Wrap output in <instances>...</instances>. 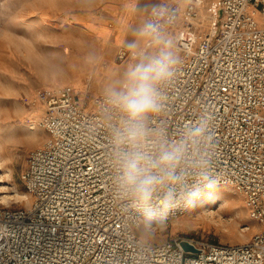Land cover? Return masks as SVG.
<instances>
[{
	"label": "built area",
	"instance_id": "built-area-1",
	"mask_svg": "<svg viewBox=\"0 0 264 264\" xmlns=\"http://www.w3.org/2000/svg\"><path fill=\"white\" fill-rule=\"evenodd\" d=\"M204 0H162V31L184 55L181 71L163 91V114L153 127L175 138L203 110L215 116L218 184L244 195L263 228L244 242L181 234L144 244L142 215L112 198L110 137L103 92L91 98L69 86L42 87V124L51 135L32 148L22 177L29 207L0 203V264H264V0H220L209 6L212 30L201 29ZM223 9L220 23L218 10ZM119 57L129 55L120 46ZM163 193L153 200L155 206ZM191 208L179 206L154 231ZM188 240L197 250L185 249Z\"/></svg>",
	"mask_w": 264,
	"mask_h": 264
},
{
	"label": "rangeland",
	"instance_id": "rangeland-1",
	"mask_svg": "<svg viewBox=\"0 0 264 264\" xmlns=\"http://www.w3.org/2000/svg\"><path fill=\"white\" fill-rule=\"evenodd\" d=\"M102 10V5L79 0H0V186L2 194L14 196L0 198L1 204H32L22 174L30 150L51 135L42 124L38 90L69 86L74 93L91 98L115 83L131 62L118 58L117 48H106L112 35L100 36L109 29L100 25L113 21L102 17ZM112 54L118 63L114 58L109 62ZM220 200L223 204L218 209L214 202ZM220 214L224 222L217 223L214 219ZM256 221L235 186L218 184L210 200L156 229L153 241L181 234L239 243L248 239L251 230L243 232L249 224L254 228ZM140 227H135L138 234Z\"/></svg>",
	"mask_w": 264,
	"mask_h": 264
},
{
	"label": "clouds",
	"instance_id": "clouds-1",
	"mask_svg": "<svg viewBox=\"0 0 264 264\" xmlns=\"http://www.w3.org/2000/svg\"><path fill=\"white\" fill-rule=\"evenodd\" d=\"M168 11L153 6L131 31L126 49L132 57L122 76L103 89L104 124L110 137L112 198L142 215L139 241L155 238L157 218L179 206L194 208L210 199L220 176L215 116L203 110L175 138L153 127L166 107L164 89L181 71L184 55L162 31ZM163 193L159 206L153 204Z\"/></svg>",
	"mask_w": 264,
	"mask_h": 264
},
{
	"label": "crops",
	"instance_id": "crops-1",
	"mask_svg": "<svg viewBox=\"0 0 264 264\" xmlns=\"http://www.w3.org/2000/svg\"><path fill=\"white\" fill-rule=\"evenodd\" d=\"M80 2L90 3L91 5H102L101 16L106 20H112L110 23H102L100 26H107V34L99 33L103 38H109L112 35L111 44L108 45L107 49L114 50L117 48L116 53L120 46H125L132 40L131 31L134 27L138 26L145 18V13L150 11L153 6H157L162 0H79ZM183 4L187 3L188 0H179ZM220 0H204L201 4L202 13V25L201 29L210 32L212 30V12L209 11V6L217 4ZM101 17V18H102ZM117 57L119 58L118 54ZM115 59L118 63L117 58L112 54L109 56V62ZM121 59L130 62L132 57L127 55L120 57ZM249 224V223H248ZM249 224L248 228L244 230L243 235L249 229L251 230L250 235H246V238L250 239L254 233L262 230L263 223L257 219L254 224V228ZM245 239L244 241H247Z\"/></svg>",
	"mask_w": 264,
	"mask_h": 264
},
{
	"label": "bare ground",
	"instance_id": "bare-ground-1",
	"mask_svg": "<svg viewBox=\"0 0 264 264\" xmlns=\"http://www.w3.org/2000/svg\"><path fill=\"white\" fill-rule=\"evenodd\" d=\"M39 105H41V104H39ZM42 106V105H41ZM37 107V106H36ZM40 108V107H39ZM2 186H0V198H4V199H10V198H13L14 196H12V194H2V191H3V189L1 188ZM28 194H29V192H28ZM214 198H217V195H216V197H214ZM223 199V198H222ZM210 200V199H209ZM223 201H218V202H214L215 203V205H217L218 204V209H219V207H221L222 206V203ZM203 206V205H202ZM205 209H207V208H205ZM204 209V210H205ZM208 210V212H209V210L211 211V212H214L215 211V208H211V209H207ZM207 212V213H208ZM206 213V214H207ZM232 213V212H231ZM239 213V212H238ZM209 216V215H208ZM215 217L217 216V215H214ZM226 216V215H225ZM224 216V217H225ZM213 217V216H212ZM179 217H177V218H175V219H178ZM215 220V222H217V223H219V222H224L223 221V216L220 214V216L219 217H217V218H215L214 219ZM223 225H224V223H223ZM163 226H166V224L165 225H163ZM226 227V226H225Z\"/></svg>",
	"mask_w": 264,
	"mask_h": 264
},
{
	"label": "water",
	"instance_id": "water-1",
	"mask_svg": "<svg viewBox=\"0 0 264 264\" xmlns=\"http://www.w3.org/2000/svg\"><path fill=\"white\" fill-rule=\"evenodd\" d=\"M218 22L220 23V19H221V16H222V14H223V9L222 8H219V10H218ZM181 243H182V245H183V247L185 248V249H193V250H197V248L193 245V244H191L188 240H186V239H183L182 241H181Z\"/></svg>",
	"mask_w": 264,
	"mask_h": 264
}]
</instances>
